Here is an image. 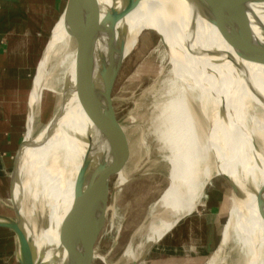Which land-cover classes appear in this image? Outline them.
I'll use <instances>...</instances> for the list:
<instances>
[{"label":"bare ground","instance_id":"bare-ground-1","mask_svg":"<svg viewBox=\"0 0 264 264\" xmlns=\"http://www.w3.org/2000/svg\"><path fill=\"white\" fill-rule=\"evenodd\" d=\"M148 3L159 5V21L155 23L169 26L170 20H174L166 35L161 34L155 23L131 33L130 28L135 25H131L133 18L141 17L132 15L133 11ZM69 9L66 7L55 26L43 57L44 63L54 52L46 90L59 96V112L34 139L36 101L42 99L44 81L41 77L39 83L38 78L45 71L40 74L43 67L40 64L35 80V86L37 82L39 85L34 113L29 111L27 115L25 144L21 142L11 172L12 206L0 196V203L13 212L12 216L0 213V223L9 220L17 224L29 244L30 252H27L15 235L17 262H93L95 255L83 249L82 237L99 225L90 221L96 198L102 193L111 170H116L113 167L126 161L130 153L126 126L116 119L113 108L108 107L104 78L115 70L119 76L142 35L150 30L161 40L150 57L157 59L163 55L170 65L161 83L164 68H159L158 81L152 86L159 95L153 108L150 134L161 144L160 150L169 153L170 184L156 207L159 205L172 218L156 225L152 217L148 225L150 241H159L175 226L176 220L195 212L204 198L206 184L218 166L224 164L236 185L231 182L228 225L223 234L225 224L220 247L208 264H217L219 253L228 245H233L240 255L237 264H252L248 241L250 234H257L254 220L258 214L264 223V64L240 57L198 0H72ZM244 9L254 40L264 46V0L247 2ZM137 32L136 43L129 49L130 38ZM88 93L97 94L100 99L96 118L88 106ZM33 96L34 92L31 104ZM72 103L81 110L82 128L78 129L80 121L71 120ZM235 124L252 141V158L237 140ZM70 128H77L75 140L79 147L66 163L63 151ZM142 134L145 142L146 134ZM26 150L27 163L20 161ZM59 161L63 170L57 167ZM21 173L30 177L24 178ZM29 187L33 190L31 194ZM41 196L49 199L47 221L39 219L44 214ZM113 199L112 194V205ZM141 255L132 247L125 254L132 264Z\"/></svg>","mask_w":264,"mask_h":264},{"label":"rangeland","instance_id":"rangeland-1","mask_svg":"<svg viewBox=\"0 0 264 264\" xmlns=\"http://www.w3.org/2000/svg\"><path fill=\"white\" fill-rule=\"evenodd\" d=\"M68 1L69 0H67V4ZM148 9L149 12H147ZM158 10L159 5L155 3H148L145 6L134 10L132 15H141V17H134L133 22L131 21V25L133 23L135 24L132 28H130L131 33L139 30L144 25L148 24V26H151L154 25L151 23L159 21ZM62 13L54 22L55 24L60 20ZM127 17L131 18L129 15H127ZM173 22L174 20H170L169 26L159 22L155 23V25H159L161 34L164 36L171 28ZM138 32L131 36L129 49L134 47ZM160 41L161 40H159L158 36L153 31L148 30L142 35L138 46L128 57L119 76L117 77L111 95V106L116 114V119L124 127L126 126V138L128 141L130 153L126 161L120 162L113 167L116 170L114 172H112L111 170L108 180L104 184V187H102V193L99 194L96 198V203L92 210L90 221H93L100 226L98 225L89 234H85L82 237L83 249L93 251L92 255H95L94 260L91 264H132V261L128 260V258L125 256L128 247H132L137 255L142 253L140 259L136 263L150 264L151 262V264H154L155 251L151 253L147 250L149 248H160L163 245L164 236L167 235L168 237L172 232L178 231V227H181L182 224H184L187 230V226L192 222V220H197V223H199L200 225L201 223L204 224V221L208 225L209 223L216 225L214 226L215 232L213 234V236L215 235V241L213 244H211L212 247L210 255H208L207 257L205 256L203 264H208L212 256L220 247L222 231L228 220L229 210L231 207V182L236 185L233 174L230 172V170L227 171L228 169L224 164L218 166L214 173L215 175L206 184V187L204 189V198H202L201 204L197 207L195 212L190 215L184 216L179 220H176L175 226L163 237H161L159 241H150L149 238L151 233L149 231L148 225L152 217L156 218L153 219V222L156 225H159L161 221L165 220L166 218L169 220L172 219L170 216H167L165 214L166 212L162 208H160L159 205H157V207L159 206V209L156 207V202L161 198L170 184L169 175L171 164L168 159L169 153L162 152L160 150L161 144H159L153 134H150L153 131L151 121L154 110L153 108L156 104L157 96L159 95L158 93L156 94L155 91L153 92L152 86L158 81V78L156 76L160 67L163 66L164 68L159 79L160 83L168 75V71L170 69V65L167 64V60L163 59V55H160V57H157V59L150 57L151 52L156 48ZM53 54L54 52L50 54V56L48 55L46 57L42 65L43 67L40 71V74L44 71V69L45 71L44 73H42L43 76L41 75L38 78L39 83L41 77H44V81L42 84V99L41 97H39L40 99L36 101V119L34 118V139L35 137L40 135L48 122L59 112V96L56 93L46 90V79L49 66L52 63L51 61L53 59ZM37 74L38 73H36V76ZM38 82L34 88V96L30 109V111H33L32 113H34L35 109V91L39 85ZM157 90H159V86L157 87ZM48 95H50L49 100ZM30 97L28 96V100L30 99ZM141 100L143 101L141 102ZM85 108L84 110L87 111L88 109ZM79 112H81V110L78 109V106L72 103L71 120L80 121ZM75 115H78L77 118L75 117ZM131 118H134L135 120H137V122L133 123ZM20 121V116H18L17 114H13L11 120L12 127L7 129L8 134H5V136L9 135L14 137V140L16 142H19L21 139ZM78 126V129L84 126L82 123V119L78 123ZM25 132L26 126L24 127L23 138L25 136ZM143 132L144 134H146L145 142L142 139ZM234 132L237 140L246 147V152L248 153L250 158H252V152H254V149L250 138L244 133H241L240 128L236 124L234 125ZM178 133L179 131L176 134ZM76 136H78L77 128H70L69 136L63 151V159H66V163H69L71 161V156L75 154L76 150L79 147V143L75 140ZM1 137L3 138V136ZM8 146L9 147H6L4 151V158H6L5 162L7 163L8 167H10V157L13 154L15 145L12 144ZM0 159V180L2 179V181H7L6 179L10 176L12 169L10 171H7L4 161L1 157ZM20 161H25L27 163V150ZM61 164L62 163L60 161L57 162V167H59L60 170H63V166ZM27 170L29 172L28 165ZM26 176L28 178L30 177L29 174L24 173L23 177L26 178ZM29 193H33L32 187H29ZM112 194L114 196L113 205L111 204ZM40 198L44 214H42L40 216L41 218L39 217V219L41 221H47V208L49 206V199L47 200L43 196H41ZM7 202L9 203V201ZM108 207L113 208L108 210V212L106 213ZM0 213L5 214V211H1ZM232 214L233 210L231 211L230 218L232 217ZM185 218H187V220L191 219L190 222L187 223V226L185 225V222L187 221ZM227 225L228 223L224 228L223 234L226 230ZM254 225V232H256L257 234H250L249 237L248 245L250 258L252 264H264V223L260 219V214L256 216ZM196 227H199V225ZM205 227L206 226H200L198 229L191 232L194 237L189 240V245H186L185 249L190 248L191 250H194L196 245L194 244V246L191 245L190 247V244L200 243L199 237H203V229ZM192 229H194V224L192 226ZM3 230L4 232L0 233V240H2L3 242V245H1V248L3 249V258H1L0 264H19L16 260V245L14 244L15 236H13L11 233H8L9 231H6L5 229ZM207 237L209 240V235H207ZM202 244L204 243L202 242ZM149 252L151 253V259H149L150 255L148 256ZM239 257L240 255L237 251L234 250L233 245H228L219 253L217 264H237ZM157 264L164 263H161L159 261ZM186 264L198 263L190 261Z\"/></svg>","mask_w":264,"mask_h":264},{"label":"crops","instance_id":"crops-1","mask_svg":"<svg viewBox=\"0 0 264 264\" xmlns=\"http://www.w3.org/2000/svg\"><path fill=\"white\" fill-rule=\"evenodd\" d=\"M66 5L67 0H0V157L4 161L7 171L13 169L16 153L24 139L26 117L31 109V97L35 88L34 80L39 66L41 67L43 64L45 51L58 23L54 22L66 9ZM13 114L20 116L21 120L19 142H16L12 136H5L8 134L7 129L12 127ZM12 144L15 146L10 157L11 165L8 167L4 151L6 147H9L8 145ZM6 180H0V196L9 201L7 203L12 206L9 200L11 174ZM1 211H5L8 216L13 215L11 209H7L0 203ZM185 219L187 220V218ZM190 220L185 222L186 226ZM193 224L194 229H192ZM204 224L200 225L197 220H192L187 226V230L182 224L181 227H178V231H174L175 233L172 232L168 237L165 235L160 248L150 249L151 253L155 251L154 264L159 261L164 264H186L190 261L203 264L205 256L210 255L211 244L215 241L213 234L214 226H216L211 223L208 225L205 221ZM198 225L199 227L206 226L203 229V237H199L200 243L190 244V247L196 245L194 250L185 249V246L189 245V240L194 237L191 232L198 229L199 227H196ZM3 232L4 230L0 229V233ZM207 235H209V240ZM1 245H3L2 240H0V260L3 258ZM150 252L148 256L151 254ZM150 257L151 255L149 259H151Z\"/></svg>","mask_w":264,"mask_h":264},{"label":"water","instance_id":"water-1","mask_svg":"<svg viewBox=\"0 0 264 264\" xmlns=\"http://www.w3.org/2000/svg\"><path fill=\"white\" fill-rule=\"evenodd\" d=\"M202 2L211 14L213 23L221 30L223 34L227 36L237 54L244 60L253 61L260 64H264V46L257 44L254 40L253 31L246 18L244 5L252 0H198ZM72 0L68 1L67 11L71 8ZM71 16V13H70ZM70 17H68L69 19ZM118 77V71L115 70L110 76L104 78V84L106 87L105 97L108 103V107H112L111 95ZM89 108L94 112V117L98 116L100 99L98 95L88 93ZM91 100L94 102H91ZM93 103V104H91ZM27 120V117H26ZM27 122L25 123L26 126ZM25 144V138L22 142ZM22 145V146H23ZM4 223H0V228L5 229L16 235L18 242L24 250L30 252L28 241L25 239V235L22 229L16 226L9 220H2ZM20 225V220L17 221ZM15 233V234H14ZM29 249V250H28ZM150 251V248L147 250ZM24 264V263H22ZM138 264V263H135Z\"/></svg>","mask_w":264,"mask_h":264}]
</instances>
